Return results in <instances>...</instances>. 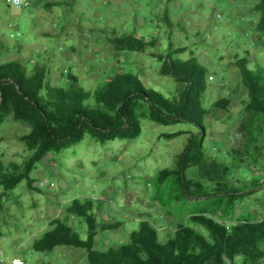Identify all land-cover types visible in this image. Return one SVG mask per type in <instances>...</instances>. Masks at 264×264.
<instances>
[{
  "label": "rangeland",
  "instance_id": "obj_1",
  "mask_svg": "<svg viewBox=\"0 0 264 264\" xmlns=\"http://www.w3.org/2000/svg\"><path fill=\"white\" fill-rule=\"evenodd\" d=\"M258 1L29 0V6L13 10L0 3V64L17 62L27 74L44 66L45 85L64 88L72 74L92 91L115 74L129 72L145 88L172 98L179 85L159 74L156 56L194 59L207 70L201 155L184 172L188 196H179L175 179L157 187L154 177L162 169L176 168L190 134L197 130L193 125L163 126L141 118V133L133 140L101 144L85 137L36 164L30 177L39 191L28 190L25 181L10 191L0 187V264H10L13 258L24 264H89L82 249H32L55 218L85 239L83 220L66 211L72 200L92 202L97 228L103 221L119 224L97 231L96 250L126 243L143 221L164 243L178 224L206 235L189 222L192 215L203 214L226 227L264 219V186L245 192L264 183V133L246 109L247 93L235 64L246 58L251 69L264 65L262 39L255 32L258 14L252 10ZM124 34L143 37L154 47L144 52L115 50L110 39ZM224 99L225 108L214 106ZM28 130L10 114L0 123L4 170L30 155L19 140ZM259 247L264 251V241ZM233 264H241V258ZM258 264H264V257Z\"/></svg>",
  "mask_w": 264,
  "mask_h": 264
},
{
  "label": "trees",
  "instance_id": "obj_2",
  "mask_svg": "<svg viewBox=\"0 0 264 264\" xmlns=\"http://www.w3.org/2000/svg\"><path fill=\"white\" fill-rule=\"evenodd\" d=\"M54 6V4H49ZM258 14L255 32L262 39L264 54V0L252 8ZM114 36V35H113ZM115 50L144 52L153 48V42L132 34L110 39ZM161 63L159 74L172 78L178 85L177 94L167 98L158 91L145 88L132 73H117L98 84L92 91L80 86L76 76L68 74L64 88L45 85L46 68L34 67L26 73L21 64H0V123L11 115L14 121L29 126L19 140L30 155L22 164L10 163L7 170L0 164V187L13 190L25 181L28 190L39 191L33 186L31 172L46 155L59 153L78 144L85 137L101 144L114 140H133L141 133V118L163 126L178 123L193 125L197 130L190 134L184 151L178 156L175 169H162L154 177L157 187L170 178L175 179L180 197L188 196L184 175L188 163L201 155L205 130L203 120L207 114L202 107V93L206 87L207 70L194 59L176 60L171 55H158ZM241 83L247 93L246 109L256 118L264 133V65L251 69L246 58L235 62ZM226 99L214 106L225 108ZM264 183L245 190L251 194ZM90 200H78L66 207L69 214L81 218L86 226L82 239L74 229L62 220L49 221V229L32 243L36 252H50L64 246L82 249L89 264H230L236 257L241 264H258L264 257L260 244L264 241V219L243 221L226 227L203 214L189 217L191 224L202 227L206 235L187 224H178L166 242L158 240L157 230L147 221L140 222L129 233L126 243L105 250H96L97 231L118 227V222L105 221L97 228Z\"/></svg>",
  "mask_w": 264,
  "mask_h": 264
},
{
  "label": "built area",
  "instance_id": "obj_3",
  "mask_svg": "<svg viewBox=\"0 0 264 264\" xmlns=\"http://www.w3.org/2000/svg\"><path fill=\"white\" fill-rule=\"evenodd\" d=\"M0 3H3L4 5H6V7L10 10L17 9L23 6L26 7L30 5L29 0H0ZM220 17H221L220 14L216 15V18H220ZM208 78L209 80L213 79L212 76H209ZM10 264H24V263L22 260L18 258H13Z\"/></svg>",
  "mask_w": 264,
  "mask_h": 264
}]
</instances>
